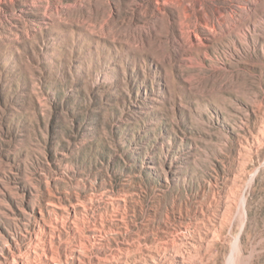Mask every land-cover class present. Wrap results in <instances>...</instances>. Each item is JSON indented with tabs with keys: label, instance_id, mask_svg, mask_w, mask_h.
<instances>
[{
	"label": "rangeland",
	"instance_id": "1",
	"mask_svg": "<svg viewBox=\"0 0 264 264\" xmlns=\"http://www.w3.org/2000/svg\"><path fill=\"white\" fill-rule=\"evenodd\" d=\"M0 264H264V0H0Z\"/></svg>",
	"mask_w": 264,
	"mask_h": 264
}]
</instances>
